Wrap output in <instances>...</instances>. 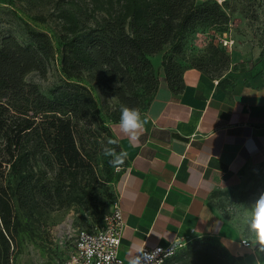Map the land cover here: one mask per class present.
<instances>
[{
  "label": "trees",
  "instance_id": "obj_1",
  "mask_svg": "<svg viewBox=\"0 0 264 264\" xmlns=\"http://www.w3.org/2000/svg\"><path fill=\"white\" fill-rule=\"evenodd\" d=\"M55 7L66 81L50 95L26 80L31 71H47L55 52L49 33L28 26L29 43L14 35L0 43V264H9L12 236L23 221L42 215L47 205L101 206L103 218L117 200L119 193L110 194L108 184L113 177L120 180L126 159L122 170L111 164L107 175L99 170L98 156L108 142L103 132L121 146L94 91L111 122H119L122 105L142 113L162 80L181 92L188 67L230 91L226 72L232 62L225 48L211 43L205 53L185 56L189 34L228 23V0H57ZM157 54L163 79L151 59ZM233 259L223 244L207 237L164 264H235Z\"/></svg>",
  "mask_w": 264,
  "mask_h": 264
},
{
  "label": "crops",
  "instance_id": "obj_2",
  "mask_svg": "<svg viewBox=\"0 0 264 264\" xmlns=\"http://www.w3.org/2000/svg\"><path fill=\"white\" fill-rule=\"evenodd\" d=\"M155 57L163 79L162 54L157 64ZM183 78L179 93L162 80L141 113L147 123L137 141L108 121L127 153L118 183L125 222L120 255L129 263L143 246L213 237L242 264H264V255L243 245L248 232L214 203L217 191L264 156V90L237 82L227 91L195 67Z\"/></svg>",
  "mask_w": 264,
  "mask_h": 264
},
{
  "label": "rangeland",
  "instance_id": "obj_3",
  "mask_svg": "<svg viewBox=\"0 0 264 264\" xmlns=\"http://www.w3.org/2000/svg\"><path fill=\"white\" fill-rule=\"evenodd\" d=\"M56 3L57 0H0V43L6 35H14L23 44L29 43L28 26L47 32L52 38L55 52L49 59L46 73L43 75L38 71H31L26 75V80L37 83L47 95H50L55 86L66 81L61 67V44L56 28L60 21ZM226 11L229 21L222 28L216 25L199 27L185 38V56L192 59L201 55L211 43L223 47L232 62L231 68L226 72L229 77L228 89L232 90V85L235 87L237 82H242L252 89L263 91L264 0H228ZM155 56L157 64L159 54ZM83 82L90 85L87 79ZM94 93L101 106L104 121H110L102 98L96 91ZM103 133L109 141L106 132ZM112 147L116 148L117 153L122 151L118 144ZM98 157L99 170L107 175L106 171L111 170L110 158L104 155ZM118 169L122 170V166ZM118 183L119 179L113 177L108 184L110 194L119 193ZM261 192H264V156L245 166L228 186L217 191L214 203L228 218L235 219L248 232L245 221L252 203ZM105 197L108 201L111 200L109 194ZM111 208L112 206L109 211ZM105 216L102 218L101 206L84 208L75 204L58 208L47 205L43 208L42 215L28 217V221L24 220L21 224V231L12 236L9 264H60L59 261L71 247L67 241V233H73L77 228L94 222H103ZM247 234L251 237L249 232ZM233 261L235 264H242L237 258Z\"/></svg>",
  "mask_w": 264,
  "mask_h": 264
},
{
  "label": "built area",
  "instance_id": "obj_4",
  "mask_svg": "<svg viewBox=\"0 0 264 264\" xmlns=\"http://www.w3.org/2000/svg\"><path fill=\"white\" fill-rule=\"evenodd\" d=\"M227 43V40H225ZM120 167V166H119ZM125 226L124 215L119 204V196L104 221L94 226L79 227L67 233V241L72 251L64 255L60 264H164V262L189 242L180 238L167 246H143L134 260L126 262L120 255L122 234ZM243 239V245L250 247Z\"/></svg>",
  "mask_w": 264,
  "mask_h": 264
},
{
  "label": "clouds",
  "instance_id": "obj_5",
  "mask_svg": "<svg viewBox=\"0 0 264 264\" xmlns=\"http://www.w3.org/2000/svg\"><path fill=\"white\" fill-rule=\"evenodd\" d=\"M146 123L147 118L142 116L138 108L121 106L119 126L124 134L130 136L132 141L138 140ZM116 144V140L110 139L103 151L104 155L110 158L109 163L118 168L123 165L127 153L124 151L117 153L116 148L112 147ZM245 223L251 235V240L246 241V243H250L258 253L264 255V192H261L255 202L252 203ZM253 264H261V262L254 259Z\"/></svg>",
  "mask_w": 264,
  "mask_h": 264
}]
</instances>
